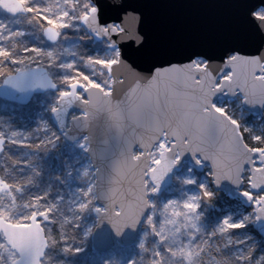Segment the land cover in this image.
I'll return each mask as SVG.
<instances>
[{"label":"snow or ice","instance_id":"obj_1","mask_svg":"<svg viewBox=\"0 0 264 264\" xmlns=\"http://www.w3.org/2000/svg\"><path fill=\"white\" fill-rule=\"evenodd\" d=\"M235 7L242 8L249 23L259 22L261 44L256 55L241 53L254 37L215 23L196 28L164 23L152 38L116 24H100L96 0H49L44 6L35 0H0V9L27 14L28 22L53 44L48 49L18 45L16 39L25 33L7 29L0 21V83L28 95L52 90L45 111L56 125L38 117L34 131L42 135L30 143L31 133L8 127L0 131V152L7 155L10 145H24L31 153L47 152L63 136L82 153L91 154L78 170L80 186L69 191L67 201L63 191L50 197V187L42 195L24 198L41 175L33 155L14 160L16 172L5 169L8 174L0 175V264H52L53 248L64 254L79 253V245L105 223L117 236L138 225L143 229L137 243L140 255L125 264L137 260L141 264H264V253L257 258L252 248L245 247L247 236L235 241L239 247L231 254L219 247L217 256L209 252L217 235L233 244L231 229L245 227L253 217L264 219V132L241 130L240 122L213 102L217 93L227 92L239 93L248 105L264 106V0ZM136 11L131 18H139ZM81 22L88 32L108 38L105 55L77 57L72 52L74 59L60 62L55 45L62 30L79 28ZM117 35L129 43L122 46L113 39ZM114 68L124 70L119 80L114 78ZM117 83L122 86L119 96ZM73 106L79 107L80 115H73L70 124L67 116ZM101 118L114 146L97 153L90 130ZM72 127L79 129L76 135H70ZM244 133L257 146L250 145ZM185 153H191L197 165L207 162L208 179L198 183V191L158 206L149 194L157 193L161 180ZM25 170L27 175L19 174ZM66 174L71 177V169ZM222 181L234 185L254 207L236 219L225 215L206 231L198 223L202 214L197 210L202 199L211 201L214 196L210 185ZM181 183L197 184L191 176L181 178ZM87 213H94L92 223L83 221ZM53 225H58V232L54 233ZM206 254L211 257L208 261L203 259Z\"/></svg>","mask_w":264,"mask_h":264},{"label":"rangeland","instance_id":"obj_2","mask_svg":"<svg viewBox=\"0 0 264 264\" xmlns=\"http://www.w3.org/2000/svg\"><path fill=\"white\" fill-rule=\"evenodd\" d=\"M32 2L33 0H29V3ZM48 2L49 0H35V3L41 6L46 5ZM0 21L4 22L7 29L12 31L19 29L25 33L23 37H18L16 39L18 45L24 44L28 47L36 46L45 49L53 47V44L44 38L43 32L39 27L28 22L27 14L11 16L0 9ZM106 45L107 42L105 40H97L92 35H89L81 24L79 28L71 27L63 29L62 35L59 38V43L55 45V47L60 62H64L75 58L71 55L72 52H75L77 57L92 55L93 57L102 58L105 55ZM64 49H69V52L66 53ZM9 65L11 66L10 62ZM45 67H47L46 58ZM81 69L89 71L85 69L83 65H81ZM50 70L55 75H60L59 69L53 68ZM97 75L99 76V73H97ZM53 94V91L35 94L31 100L24 105L6 100L1 102L3 99H0V131L6 132L8 127H12L13 130L19 129L26 133H31L28 141L29 143L36 141L37 136L42 135V133H36L34 131L37 127L38 117L48 120V122L55 127L51 119V113L45 111L51 103ZM5 102H9V104ZM216 104L225 107L228 113L240 122L241 130L247 127L252 129L256 134L264 132V111L258 115L251 114L242 107V98L240 96L232 100H220L217 101ZM71 114L74 115L76 113ZM32 151V149L24 145L6 146L7 155L2 152L0 153V175L8 174L5 172V169H8L9 172H16L17 168L14 167L13 161H23L28 159L29 155H33L36 157L33 163L39 168L41 175L37 177V184L35 186L28 187L24 194V198H28L32 194L42 195L43 191L50 187V197L54 198L60 191H63L65 201H67L69 191H71L74 186H80L76 177L79 175L78 170L89 160L86 153H82L81 149H79L75 143L69 144L65 142L62 136L60 137V141L57 142L54 147L49 148L47 152L40 151L38 153H31ZM9 157H11V159ZM68 169H71V177L66 174ZM207 173L208 167L206 165L201 164L199 167H196L193 163L185 161L179 169L174 171L172 183L169 187L162 192L149 194V196L156 201L158 206L162 202L166 203L169 199L181 200L185 198V193L192 194L195 190L198 191V183L208 179ZM19 174L27 175L28 170ZM58 176L63 179L64 183H61V180L57 179ZM185 176L193 177L197 184L183 185L181 183V178ZM245 187H247V185H245ZM210 188L214 192L212 198H215L216 190L213 189L212 185H210ZM222 194L226 198L221 199L219 203H215L214 207H212L211 201H205L203 199L200 201V207L197 211L202 215L198 223L206 231H211L212 226L225 215L232 214L233 219H236L241 212L247 214L248 211H252L251 207L245 208L238 199L232 198L223 192ZM65 214H67V212H65ZM82 219L85 223H92L94 221V214L87 213ZM253 221L254 217L245 227L252 224ZM52 227L54 233L59 231L58 225H53ZM245 227L241 228V230L239 229V234H241L240 238L245 240L247 236L249 238L248 243L255 242L256 240H254V237L251 234H247L244 230ZM142 231L143 229L141 227L138 238L133 244L123 247L116 243L108 251L101 253L95 252L92 249L91 236L85 240L84 244L79 245L82 248L79 253L64 254L59 248H53L50 252L52 264H58L59 261H64L65 264H103L105 260L113 259L119 261L120 264H125L129 258L133 256L138 257L140 255L137 243ZM231 231L232 229L230 232ZM237 239L238 238H232L233 244H228L227 237L217 235L212 240L213 247L209 249L211 256L218 255L216 251L217 247H219L222 253L231 254L236 250V247H239L235 245ZM69 243H71V241H69ZM225 245H227V247H225ZM62 246L63 245H61V247ZM210 258L211 257L207 254L203 257L205 261H208ZM136 264H141V261L137 260Z\"/></svg>","mask_w":264,"mask_h":264},{"label":"water","instance_id":"obj_3","mask_svg":"<svg viewBox=\"0 0 264 264\" xmlns=\"http://www.w3.org/2000/svg\"><path fill=\"white\" fill-rule=\"evenodd\" d=\"M259 2L260 0H96V3L99 7L98 20L100 24H116L118 27H123L141 34L147 33L152 38L156 36L160 25L164 23L194 28L210 26L215 23L229 31L235 32L243 30L250 36L254 37V39L249 44L242 47L241 53L244 55L257 54L256 48L261 44L259 39L260 32L258 31L259 22H254L255 26L253 23H249L250 18H246L243 15L242 8L235 7V5H249L252 3L258 4ZM134 8L137 9L134 15L139 17L138 19L131 18ZM6 13L15 16L8 12ZM16 15H18V13ZM82 26L87 31L86 26L83 24ZM87 33L92 35L97 40H105L108 42L107 37H97L88 31ZM44 38L47 40L45 36ZM113 39H115L122 46L129 43V41H121L118 35L114 36ZM48 42L52 43L51 41ZM123 71V69L114 68V78L119 80V73ZM42 92L45 91L36 90L30 95L21 94L15 92L13 89L7 86H2V83H0V98L19 104H26L34 94ZM121 92L122 86L117 83L115 86V93L117 96H119ZM237 94L232 95L227 92L217 93L213 97V102H215L219 96L221 98H235ZM25 95L27 96L24 97ZM242 105L249 112L256 115H258L264 109V106H261L260 104L248 105L242 102ZM72 112H79L76 115L79 116V107L73 106V108L69 110L67 120L70 124L72 116L69 117V115ZM51 119L55 125L52 114ZM78 132L79 129H76L75 127L70 129V135H76ZM90 134L93 137L92 147L97 153H100L105 149L110 150L114 146L112 134L106 133L104 131L103 118H101V120L94 125V127L90 130ZM63 139L69 144L74 143L72 140L66 139L64 137ZM105 139L108 140V144L103 143ZM134 147L137 149L139 148L138 145H134ZM86 155L89 158L91 154L86 153ZM185 161L193 163V165L196 167L200 166L195 163L194 159H192L191 153H185L181 158V161L176 166H174L172 171L167 173L161 180L160 187L157 191L158 193L162 192L171 185L174 171L179 169ZM96 163L97 165H100L99 159H97ZM202 164L207 165V162H202ZM212 187L215 190L223 191L231 197H237L243 206H249L246 202V198L240 195V193L236 191L235 186L230 182L222 181L220 185L212 184ZM252 227L260 236L264 238V219L256 221L254 217ZM140 228L141 226L138 225L134 230L125 229L121 235L117 236L110 229L107 223H105L91 235V247L95 252H106L116 243H118L120 246L127 247L137 240Z\"/></svg>","mask_w":264,"mask_h":264},{"label":"trees","instance_id":"obj_4","mask_svg":"<svg viewBox=\"0 0 264 264\" xmlns=\"http://www.w3.org/2000/svg\"><path fill=\"white\" fill-rule=\"evenodd\" d=\"M10 66V65H8ZM1 102H3V100H1ZM7 104H9V102H5ZM245 138L247 140V142L250 143V145L252 146H257L255 141H251L248 137L247 133H244ZM226 198L225 196H223L222 192L216 191L215 192V198L211 199L212 202V207H214L215 203H219V201L221 199ZM241 230V228H240ZM244 230L247 232V234H251L254 237V240H256L253 243H248L249 240H245V247H250L252 248L253 254L259 258V256L264 253V239L262 237H260L256 231L252 228V224L247 225ZM243 231V229H242ZM232 238H240L241 234H239V229H232V231L230 232ZM241 239V238H240ZM242 240V239H241ZM215 252V251H214Z\"/></svg>","mask_w":264,"mask_h":264},{"label":"flooded vegetation","instance_id":"obj_5","mask_svg":"<svg viewBox=\"0 0 264 264\" xmlns=\"http://www.w3.org/2000/svg\"><path fill=\"white\" fill-rule=\"evenodd\" d=\"M237 95H240L239 93Z\"/></svg>","mask_w":264,"mask_h":264}]
</instances>
